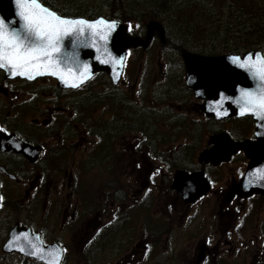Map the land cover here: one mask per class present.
<instances>
[{
  "label": "flooded vegetation",
  "instance_id": "flooded-vegetation-1",
  "mask_svg": "<svg viewBox=\"0 0 264 264\" xmlns=\"http://www.w3.org/2000/svg\"><path fill=\"white\" fill-rule=\"evenodd\" d=\"M41 2L44 6L53 7L49 0H41ZM154 39L155 37L152 38V41ZM157 39L160 42V38L158 37ZM165 48L173 50V52L167 54V57L169 55H173L174 58L178 57V64L182 68L184 78V65L180 52L169 43L166 44ZM158 56H161L160 53H158ZM169 63L165 59L162 65L166 66ZM38 80L46 81L47 86H49L50 81L54 85L53 89L55 92L60 91L61 96L64 94L60 100L61 104L55 109L35 106V98H37L35 92L45 85L38 88L35 83ZM9 82L14 83L13 86H10L12 93L10 97L8 87H3L4 83ZM56 86L55 80L50 77L37 78L32 81L18 77L6 79L4 69H0V92H4L3 95H5V97H1L0 93L1 131L3 130L9 135L16 136L24 145L32 146L31 148H41V154L35 160H30L26 157L25 152L27 151L20 152L19 149L12 147L4 150L0 149V198H2L0 199V209L3 207L6 198L3 186L14 182L19 185V192L23 195L21 199L25 208L30 213L35 214L40 203V210L43 212L42 217L37 219L36 226L31 227L18 223L28 226L32 231L38 232L42 242L45 244L58 242L61 245L57 239L44 241L47 231L43 227L48 223L44 220L47 214L52 221V225L58 228L59 232H62L63 229L67 230L66 235L71 236L70 231L75 230L79 240L77 241L78 247H98L99 235L104 228L110 227L115 220L118 219L117 221H119L121 219V223L116 222V224L112 225V228L121 231L123 234L124 246L122 245L123 247H121L123 264H232L231 262H234L233 264H264V192L238 195L236 192L231 191L232 187L244 175L250 161L243 149L235 150L218 162H201L199 159L200 152L214 146L213 134H209L205 146L200 149L198 154L195 153L197 149L194 148V145L189 144L188 140H181L179 145H175L172 142L163 145L161 144L162 139L156 140L155 146L150 147L152 148L150 151L141 148L129 150L132 154L139 153V157L134 155L133 159L130 158V154H125L123 150L121 152L116 150L118 155L112 158L108 167L106 166L107 171L111 172V177L112 172L118 165L117 162L121 159V161L127 163V169L130 168L132 162V168L136 172L140 173L147 170V181L142 182L141 179H138L135 180V186L118 188L116 193L123 194L122 203L126 204V209L123 213H120V216H118L117 211H113L105 221H102L100 218L104 216V212L100 214L97 211L98 201L95 191L98 188V192L102 193L107 187H99L98 184L91 189L88 186L85 187L83 175L80 182L74 177L79 174L78 165H76L77 170L73 171L71 169L72 166H55L52 164V156L47 158V155L50 154V149L48 148L52 146L47 139L53 137L54 142L58 141L62 135L61 131L66 129L62 121H59L57 126L56 122H52L55 118L53 114L65 110L69 116L72 115V109L66 106L67 103H65L67 99L73 100L72 98H74L75 111L76 113L80 111L75 123L77 127L81 125L84 133L86 130L89 134H94L96 137L99 136L97 131L99 123L98 108L92 103L91 106L93 108L91 111L95 110L96 115L94 118L89 117L90 114H86L87 108L83 107L87 104L83 102V99H79L83 94H77L74 97L66 94L68 92H79L81 88L65 90ZM83 86L88 87V85H81L80 87ZM184 87L186 88L185 84ZM13 89L15 92H13ZM21 89L26 91L22 96L17 94L20 93ZM186 91L188 96L183 100L176 95L172 94V96L177 101H182L181 104L184 105L194 101L193 110L201 114L198 106L202 100L195 99L192 92L187 88ZM47 95L43 91V96ZM56 95L58 96V94ZM86 96L90 97L92 102H97V97L87 93ZM14 101L15 103H13ZM175 103L169 102L163 107H145L143 114L155 117L156 124L171 122L176 117H172V109ZM175 113H177V110ZM129 115L130 109L124 106L121 110L112 109L109 118L106 119L109 123L107 132L112 134L113 148L115 137L119 139L125 138V134H123L126 130L125 127L130 128L127 126ZM50 116H53V119L49 118ZM203 118L205 122L216 121L206 116H203ZM115 119L118 122L122 119V126L121 124L119 125L121 126L120 128L118 126L115 127ZM242 119H248V122L252 124L251 128L243 127L242 130L237 131V134L233 135L225 131L233 141H254L252 119L247 117ZM153 121L151 119V122ZM66 123L71 126L72 122ZM104 123L106 122L104 121ZM54 127L55 130L51 131ZM74 134L76 141L83 140V135L79 132L74 131ZM141 134L144 137H140L139 141L147 138L143 132ZM56 136L57 139L55 140ZM176 138L178 139L177 136ZM96 146L97 142H94L86 157L78 156L79 165L83 171L90 167H95L98 170L99 165L97 163H91V166L88 167L89 162L84 159L93 155ZM161 148L163 149L162 151ZM178 148L182 151L179 154H183L182 156L184 157L179 159L177 169H183L190 174L202 171V178L205 184L208 185L207 190L191 203L186 202L178 191L172 188L173 175L168 183V172L172 165L170 159L179 155L174 152ZM111 153L108 154V157ZM231 161H234V169L227 174L224 171V166ZM140 167L141 170H138ZM164 172L165 174L163 175ZM158 176L159 179H157ZM133 179L134 177H129L126 181L131 183ZM193 180L195 181V178ZM148 183L153 187L161 183L170 192V196L173 198L172 201H178L181 207L186 209L177 212L176 215H169L168 219L163 218L162 195L161 193H155V195L150 193L152 187ZM50 184L54 185L51 191ZM113 188L117 187L113 186ZM114 189L108 191L109 194ZM196 191L197 186L192 187L190 197ZM68 197L76 198L74 205L67 201ZM62 198L64 200L63 205ZM13 199L17 200V195ZM149 200L150 203L155 204L157 209L153 214L147 211ZM103 203L108 206L114 204V197H107ZM187 208H192V211H188ZM103 209L105 211V207ZM258 212L261 214L260 219L253 231L250 225ZM172 220L177 223L172 224ZM177 234H180L184 241L181 245L177 247L173 245L171 247L163 246L164 241H174ZM105 243L106 241L102 245ZM64 246L66 247V245ZM186 247H191V249L187 252L185 251Z\"/></svg>",
  "mask_w": 264,
  "mask_h": 264
},
{
  "label": "rangeland",
  "instance_id": "rangeland-1",
  "mask_svg": "<svg viewBox=\"0 0 264 264\" xmlns=\"http://www.w3.org/2000/svg\"><path fill=\"white\" fill-rule=\"evenodd\" d=\"M51 3H55L56 6L61 9L62 7L67 8L70 6L72 11L67 13L70 14H83L88 15L91 17L97 16V14H103L106 17H113V19L119 20L125 23L129 28H131V32H133L134 36L144 37L146 31V24L151 19L146 16H140L137 18L135 14L131 12V7L126 6V4H130L133 0H49ZM64 5V6H62ZM153 19V18H152ZM155 39L146 47L143 48L142 46L134 47L132 50L128 52L127 59H126V66H127V73L123 75V80L120 81L119 86L113 88L109 78L105 73H101L98 75L94 80L86 83L88 87H83L79 92H68L67 95H74L83 94L80 96L79 99H83V102L87 105L83 106L86 110V114H90L89 117L94 118L96 115V111H91L93 106L91 104H95L98 108V115H99V126H105L106 124L104 121L109 118L110 112L112 109H120V105L126 104L128 109L133 111L134 109H139L142 111L145 107H163L169 102H176L182 106L184 113H181L180 110L178 112L177 120L174 124H170L168 122L161 123L158 126L160 131L162 132L163 136L174 135V139L172 143L175 145H179L181 140H188L189 144L194 145V148L197 149L195 151L196 154L200 151L203 146H205L206 141L208 139L209 134L216 133L218 131L226 130L230 134H237V131L242 130L243 127L251 128L252 124L248 122V119L238 120V119H227L224 121H216V122H205L203 116L198 114L193 110L194 101H190L189 104L183 105L181 101H177L175 97L172 96L176 95L179 99L183 100L187 98L188 93L186 88L184 87L183 83V71L181 66L178 64L179 59L174 58L173 55H169L171 51L165 48L166 44L160 43L158 41V37L156 32L154 33ZM165 36V40L170 42L172 45V40H175L174 36L172 39L167 40ZM160 53L161 56H158ZM167 59L169 61V65L163 66L162 63L164 60ZM40 88L38 91L35 92L37 98H35V106L36 107H44L46 109H55L60 103L63 95L61 96V92L58 91V96L54 91V85L49 81V86H47L46 81L38 80L35 82ZM13 82L4 83L3 87H8L9 89V97L12 95L10 86H13ZM43 91L48 94L47 96H43ZM13 92L14 89H13ZM21 96L23 95L24 91L21 89L19 91ZM1 97H5L4 92H0ZM87 94H91L93 97H97V102H92L90 97L86 96ZM152 95L156 99H152ZM71 97V98H72ZM160 101L162 103L155 102ZM16 101V100H15ZM15 101L13 103H15ZM65 103L69 104V108L72 109V115L69 116L67 111H60L56 112L53 115L56 116L58 114L61 115L60 119L66 122L71 123V129L73 131L79 132L83 135V140L76 141L75 134L74 136L71 135L73 132L72 130H68L70 136H64L60 139V141L56 144L54 142L53 137L48 138L47 140L50 141L51 147L50 154L47 155V158L52 156V164L55 166H72V170H77L76 165L79 167V174L74 176L80 182L81 176L83 175L85 187L88 186L90 189L92 187H96L97 184L99 187H107L104 189L102 193L98 192V188L96 197H97V211L104 216L100 218V220L105 221L108 215L113 212L117 211L118 216L120 213H123L126 209V204L122 203V195L116 193V190L120 187H127V186H135V180L141 179L142 182L147 181L146 175L148 174L147 170L144 172H136L132 168V162L129 169H127L126 164L121 159L117 162V167L112 172V181L110 182V172L108 171H98L95 167L91 168L88 164L87 170H82L79 165L78 156L86 157L88 155V150L91 148L94 142L103 145H109L111 148L109 149V153L118 150L121 152L124 151L125 154H130V158L133 159L134 155L139 157V153L132 154L129 150H134L137 148L144 149L146 151H150V145L147 146L144 144V140H141L142 143L140 144L139 138L144 137L141 134V131L148 133L151 127L147 128V121L144 117L138 120L141 115V112L137 115H131L129 119L132 121L131 129L125 127V138L119 139L115 137L114 140V148L111 146L112 144L108 141H112V137L105 141V134L106 132H98L99 136L96 137L94 134H89L88 131L82 130L81 125L77 127L75 124L77 122V117L80 115V111L76 113V104L69 98L66 100ZM195 105V104H194ZM83 108V109H84ZM188 115V116H187ZM187 116V117H186ZM49 118L53 119V116ZM194 118V119H192ZM142 120V121H141ZM116 121V119H115ZM120 122V123H119ZM119 122H115V126L119 128L122 126V119ZM121 124V126H119ZM167 124V126H166ZM172 129L170 130V126ZM98 131V129H97ZM87 132V133H86ZM96 134V133H95ZM177 134V135H176ZM178 137V139L176 138ZM187 136V138H185ZM136 138V139H135ZM57 136L55 137V140ZM150 143V142H149ZM152 144V143H150ZM189 146V145H188ZM83 148V149H82ZM163 149L161 148V151ZM195 150V149H194ZM138 152V151H137ZM176 154L181 153V149L178 148L174 151ZM61 153V155H58ZM66 153H71L72 157L66 155ZM183 155V154H182ZM178 155L174 156L170 159L172 163L171 168L169 170L168 176V183L171 181V177L175 169H177V164L179 165V159L184 156ZM98 157L100 159V152H98ZM88 160L89 158H84ZM44 162V161H43ZM101 161L97 160V164H100ZM142 167V166H141ZM141 167L138 170H141ZM94 169V170H92ZM234 169V161L229 162L224 166V171L229 174L230 170ZM172 170V171H171ZM165 172L163 173V175ZM136 175V177H135ZM134 177V179L130 182L126 181L127 178ZM159 179V176L157 177ZM161 182V178H160ZM165 184V183H163ZM148 185L152 187V193H161L162 195V212L163 218L168 219L169 215H176L177 212L183 211L186 208L181 207L180 203L173 202L172 196H170V192L165 189L161 183L157 184L156 187L151 186L149 183ZM117 187V188H113ZM54 188V185L50 184V191ZM4 193H5V200L3 203V207L0 209V246L4 242L8 228L14 224V222L23 223L29 226H36L37 219L41 218L43 215L42 210H40V203L38 204V211L37 213L33 214L30 213L25 205L22 203L21 197H23L22 193L19 192V185L11 182L9 185H4ZM114 189L110 194L108 191ZM161 191V192H160ZM17 195V200H14L13 197ZM89 196V194H88ZM107 197H114V204L108 206L103 202L107 199ZM62 205L64 204L63 198L61 199ZM67 201L75 204L76 198L68 197ZM105 207V211L104 208ZM108 207V208H107ZM110 207V208H109ZM178 209V211H176ZM188 211H192V208H187ZM107 211V212H106ZM147 211L150 213H154L157 211L155 204L150 203L147 204ZM260 212L256 213L253 221L250 225V228L255 230V227L260 219ZM46 222L45 228L47 231V235L44 238V241L57 239L62 245H66L67 255L64 257L63 264H123L122 259V250L123 247V234L121 231L114 230L112 225L116 224V222L121 223V219L119 221L115 220L114 224L110 227H105L102 233L99 235V245L98 247H78L77 246V239L75 230L70 231V235H66L67 230L59 232L58 228H55L52 225V221L47 217L44 218ZM177 223L175 220H172V224ZM178 231V230H177ZM106 243L102 245L103 242ZM183 239L181 235L177 234L176 239L174 241L168 240L167 242L164 241V247H171L172 245L177 247L183 243ZM123 245V246H122ZM263 247V246H261ZM191 247H186L185 251H189ZM227 261V260H226ZM231 262V261H228ZM232 264L234 262H231ZM0 264H42L39 262L34 261L33 259L23 257L18 254L10 253L4 254L0 251Z\"/></svg>",
  "mask_w": 264,
  "mask_h": 264
},
{
  "label": "water",
  "instance_id": "water-1",
  "mask_svg": "<svg viewBox=\"0 0 264 264\" xmlns=\"http://www.w3.org/2000/svg\"><path fill=\"white\" fill-rule=\"evenodd\" d=\"M17 12L18 9L15 0H0V19H4L9 23L10 27H15L17 30H20L23 22L19 19ZM62 18L83 19L88 22L103 19L116 24L107 42L100 41L97 37L96 46H93L92 37L88 32L84 36L78 37L74 35L66 37L61 53L57 57L60 60L61 68L64 70L72 68L73 71L79 74L80 71H83V66L86 64L88 65L89 77L94 73L104 71L109 75L114 85L117 84L120 78L123 65H114L112 61L124 59L126 48L138 45L146 46L155 31L161 41L166 42L163 26L155 20H150L147 23L146 35L140 38L130 36L126 31V25L114 19L109 20L101 16L90 20L83 17ZM179 50L185 68L184 81L187 87L193 91L196 98L203 99V102L200 104V109L204 115L216 119L250 116L254 120V141L245 140L242 142H233L226 132L214 134V146L200 152V161L218 162L229 156L235 150L242 148L250 161L244 175L232 187L231 191L236 192L238 195L264 192V178L256 175L259 170H264V119L258 118L252 113H246L244 115L240 113V109L244 104V101L240 99L241 91H259V81L252 77L245 69H241L233 64L231 60L233 56H239L243 59L249 53L263 54L260 50H250L243 54L223 53L217 55L190 52L184 48H180ZM102 60H108L109 62L102 63ZM5 76L14 77L9 71H6ZM39 76L52 75L46 74ZM52 77L58 80L59 86L70 87L63 83L57 76ZM217 111L226 112L227 115L218 116ZM9 147L19 149L20 152L27 151L25 155L30 160H35L41 154L40 147L31 148L19 140L18 142L14 140L12 135L6 136L0 131V149L4 150ZM192 177L195 178V181ZM194 186H197V191L190 197V190ZM172 188H175L186 202H193L207 190V185L202 178V171L190 174L185 170H177L173 176ZM25 235L28 237L27 240L23 239ZM17 236L21 237L19 241H16ZM34 247L42 249L43 259L29 254L33 251ZM20 248H23L24 251H21ZM57 250H60L62 259L63 250L58 243L54 242L45 245L41 241L38 232H32L29 227L20 226L18 223H14L10 227L8 236L1 246V251L4 253H17L45 264H53L54 256L49 254L55 253Z\"/></svg>",
  "mask_w": 264,
  "mask_h": 264
},
{
  "label": "snow or ice",
  "instance_id": "snow-or-ice-1",
  "mask_svg": "<svg viewBox=\"0 0 264 264\" xmlns=\"http://www.w3.org/2000/svg\"><path fill=\"white\" fill-rule=\"evenodd\" d=\"M17 15L23 22L20 30L10 27L4 19H0V69L9 71L12 76H25L34 79L39 75L57 76L70 87H79L89 79L88 65L77 74L72 68L64 70L57 58L61 53L66 37L84 36L86 32L92 37L96 46V38L107 42L116 24L99 19L88 22L83 19H65L43 6L41 0H15ZM232 63L245 69L259 81V91H241L240 99L244 101L240 109L241 115L252 113L264 119V55L249 53L245 58L233 56ZM102 60V63H108ZM114 65H123L124 59L112 61ZM217 115H227L217 111ZM257 176L264 178V170H259ZM2 199V198H0ZM21 239L16 237V241ZM24 240L28 237L25 235ZM15 242V241H14ZM24 251L23 248H20ZM29 254L43 259L42 249L34 247ZM49 255L54 256L53 264H59L60 250Z\"/></svg>",
  "mask_w": 264,
  "mask_h": 264
},
{
  "label": "trees",
  "instance_id": "trees-1",
  "mask_svg": "<svg viewBox=\"0 0 264 264\" xmlns=\"http://www.w3.org/2000/svg\"><path fill=\"white\" fill-rule=\"evenodd\" d=\"M126 6L131 7V12L137 18L146 16L160 22L165 36L169 39L174 36L175 40L172 41L176 46L206 54L244 53L250 49H259L264 54V0H133ZM152 99H156L154 95ZM155 102L162 103L156 100ZM120 106L121 110L126 105ZM141 111L142 109L130 110L129 118ZM141 115L138 120L144 117L147 128L153 127L148 133L141 131L147 136L144 144L154 147L155 141L165 136L161 131L154 130L157 129L156 122L151 125V119L155 117L144 115L143 111ZM128 121L127 126L131 129L132 121ZM105 122V126L98 127V132L105 131L106 133L101 135H105L107 141L112 134L107 132L109 123ZM108 142L113 146V141ZM110 148L109 145L97 143L93 155L88 159L89 164L101 161L98 171H107L106 166L108 167L112 158L118 155L113 149V153L108 157ZM66 155L72 157L71 153ZM109 176L111 177V172ZM112 180L110 178L109 181Z\"/></svg>",
  "mask_w": 264,
  "mask_h": 264
}]
</instances>
